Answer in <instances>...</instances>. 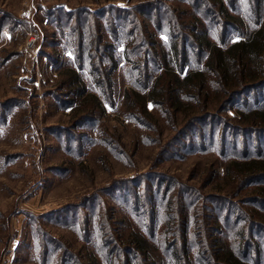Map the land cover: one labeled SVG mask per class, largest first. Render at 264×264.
<instances>
[{"label": "rangeland", "instance_id": "rangeland-1", "mask_svg": "<svg viewBox=\"0 0 264 264\" xmlns=\"http://www.w3.org/2000/svg\"><path fill=\"white\" fill-rule=\"evenodd\" d=\"M249 1L227 2L236 28L228 26L226 34L225 15L211 0H0V264H128L125 257L143 263L127 238L159 236L169 220L161 212L171 208L172 216L186 215L188 234L203 238L195 241L208 256L211 239L232 245L231 232L241 227L247 237L252 225L247 228L246 216L256 215L250 209L264 208L251 196L256 180L237 175L232 162L264 151V131L244 118L258 103L264 106V86L229 101L217 74L207 75L206 90L184 93L164 74L155 100L145 99L164 68L150 64L149 86H143L147 71L133 53L125 64L124 50L141 41L136 52L148 51L146 62L162 63L164 44L177 41L191 45L188 59L202 66L198 35L206 28L212 42L221 43L224 34L239 40L237 23L245 35L254 25ZM59 8L77 18L82 13L85 36L94 40L97 33L102 43L117 45L116 69L105 59L106 47L98 54L88 40L84 48L92 55H84L79 68L69 36L74 20L62 18V33L53 26ZM149 18L159 19L163 30L155 32ZM145 31L155 45L137 35L148 36ZM68 71L76 79L71 88L62 82ZM99 77L100 85L93 82ZM85 106L92 111L72 113ZM174 247L181 248L180 240Z\"/></svg>", "mask_w": 264, "mask_h": 264}, {"label": "trees", "instance_id": "trees-1", "mask_svg": "<svg viewBox=\"0 0 264 264\" xmlns=\"http://www.w3.org/2000/svg\"><path fill=\"white\" fill-rule=\"evenodd\" d=\"M211 1H213L215 5H219L221 13L225 15L226 20H223V22L227 24L223 27V29L224 31H226V34H228V26H230V30L236 28V22H233V20H235V17H233L230 12L231 7L226 5L227 2H230V0ZM195 2L198 3L199 0H195ZM248 3L251 6L254 25L247 28L250 31L245 35V32L243 31V23H237V30H239V34L242 35V38H240L239 40L228 41L226 40V36L228 38V35L224 34L223 37L225 39H223L221 43H218L215 40H213L214 42H212L210 39L211 37L208 35L209 31L206 28L205 30L203 29L204 33L202 35H198L201 42L198 43L197 47L202 48V53L204 55V62L202 66L196 65L188 59L187 54L189 52V49L192 48L191 45L189 46V49H186V46L179 45L177 41H173L171 44H164V46L162 47V56H164V58L161 63V61L158 62V60L146 62V53L148 51L145 52L144 50L143 55H140L138 54V52H136L139 47L144 46V43H142L141 41L134 45L132 44L133 41H131L130 45L133 46V49H130L129 43H126L124 50L125 64L127 62L132 63L133 59L130 53H133V55H136L137 58L135 61L138 62L144 72L147 71L143 86H149L147 83V79L150 78V74L153 72L154 68H150V64L153 63L155 64V66L161 65V67L164 68L163 72L157 76L155 83H153L150 87V91L146 96L147 98H144L155 100L156 96L154 94V89L161 84V81L164 78V74L168 75L172 81H175L176 86L179 87L181 93L190 91L191 88L197 90H206L208 77L207 75L217 74V77L221 78V83L224 86V90L228 94L229 101H231L236 95L242 93L246 89L255 87L262 88L264 86V0H253L252 2L250 0ZM59 10L62 11L61 16L60 18L56 17L55 22H53V26H55L56 31L62 33V18L65 21L73 22L74 20V23H71V26H74L70 28V30L72 31L69 33V36L78 48V60L79 62L82 61V63H79V68L85 67V62H83L82 60L84 55H92V53H90L89 51V49L91 48H84V40H88L89 43L93 44L94 50L98 52V54L99 52H103L104 47H106L105 51L103 52L106 54L105 59L108 61L111 69H116L119 65V61H121V58H117L116 56L117 52L115 51L117 45L114 44L113 49V45L102 43L101 41H99L101 35L97 33L94 34V40L93 38L85 36V23H83L81 20L82 13H80L77 18V16L75 17L74 13H68L65 9L59 8ZM141 12L144 13L145 10L140 11V13ZM173 15L174 14L172 13V16ZM76 18L77 20L75 22ZM170 19H166L168 24ZM149 20L150 22L153 21L155 32L163 30V23L159 21V19L156 21L153 18H149ZM133 22H130L132 30H128V33L131 36V40L132 35L135 34ZM66 26L67 25H64L63 28H65ZM110 27L111 29L109 30L112 31V33L116 32L117 29L115 23H111ZM2 29L3 25H0V34ZM86 29L90 30L91 28H89V26L87 25ZM122 30L124 31L125 28H122ZM146 33L148 36H146V34L145 36L141 34L137 35L142 37L143 41L148 40L147 43L155 45L157 41L151 40L152 33ZM170 55H174V57L178 58L179 60L173 61V59L169 57ZM185 67H187L186 73L183 77H181L179 75V72H183ZM94 69L95 67L93 66L91 68V71H93ZM100 70L104 71L101 69V67ZM68 72V81L63 80L62 82H66V85H69V87L71 88L76 83V79L75 76L71 77L73 71ZM107 73L108 72L106 71L107 78L110 79L111 76H108ZM107 78L105 77V79ZM131 78H133V73ZM108 79L105 80V82H107L106 85H108L109 83ZM171 80L168 81V87ZM103 81L104 79L100 77L98 79L95 78V80L93 79V82L99 85ZM210 81L212 83L211 86H213L211 87V89H216V79H211ZM135 82V84H137L140 83L141 80L135 79ZM132 84L136 86L133 82ZM80 90L83 91V87H81ZM134 93L137 94V96L140 95L138 92ZM178 98L180 101L179 105H181V97ZM91 100V103H93L94 106L100 104V101L94 96ZM73 103L74 102H72L71 104ZM258 104V107H256L252 111H248L251 113H248V115L244 114V118H246L250 123H253V125H255L254 128H259L264 131V106L261 105V103ZM80 109H74L72 113L78 112V115L80 116L92 111H89L88 107L86 106L84 107L83 111H78ZM253 155L255 156H252L250 158L246 156L242 161H233L232 164L234 170L238 172L237 175L242 177L244 180H249V182H253L254 180H256L257 185L253 187L251 196H253L252 198H254L253 202L259 204L258 207L264 208V151L262 149H259L258 151L254 152ZM172 210L173 208H171L168 212L165 210L161 212V215L162 213H165V215L169 217V220L166 229L162 231L160 229V232L158 234L159 236H157L156 232H154L151 233V239L147 237L146 239L145 236L137 232L136 234H133L132 236H129L127 238V242L131 247V250L138 252L139 256H141V259L144 260L143 263H141L140 261L139 264H264V236H260L264 232V212L260 213V211L256 209H250V211L254 210L253 213H256L255 216L257 217H251V215L246 216L248 220L247 228L249 225H252V229H255L256 227L259 230V232H257L259 235L257 238H255V233L251 235L252 229L249 233H246L247 237H245V229L241 227L237 231L231 232V235H235V237L231 236L234 242L232 245L225 239H211L209 241L211 256H208V250L203 247L200 251V244L195 241L196 239L200 240L201 242L203 238L199 234H196L195 237L192 236L193 233H191V235L188 234V230L191 227V224L188 221L186 215L182 216L178 214V211H176L177 216H172ZM175 230H179V234H173ZM176 238L180 240L181 248L174 247L177 243ZM149 241L151 242V245ZM190 241L192 242V245L190 244ZM159 250L162 251V254L159 252ZM124 260L128 264H132L129 257H125Z\"/></svg>", "mask_w": 264, "mask_h": 264}, {"label": "crops", "instance_id": "crops-1", "mask_svg": "<svg viewBox=\"0 0 264 264\" xmlns=\"http://www.w3.org/2000/svg\"><path fill=\"white\" fill-rule=\"evenodd\" d=\"M55 42H56V41H55ZM67 58H68V57H67ZM72 59H73V58H68L67 60H68L69 62H71V61H72ZM71 65H72V64H71Z\"/></svg>", "mask_w": 264, "mask_h": 264}]
</instances>
